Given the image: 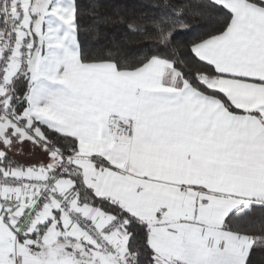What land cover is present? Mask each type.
Wrapping results in <instances>:
<instances>
[{
  "label": "snow or ice",
  "instance_id": "obj_1",
  "mask_svg": "<svg viewBox=\"0 0 264 264\" xmlns=\"http://www.w3.org/2000/svg\"><path fill=\"white\" fill-rule=\"evenodd\" d=\"M0 264H264V0H0Z\"/></svg>",
  "mask_w": 264,
  "mask_h": 264
}]
</instances>
